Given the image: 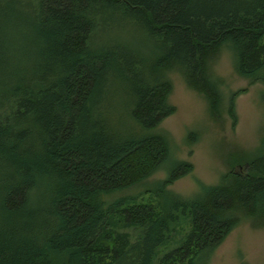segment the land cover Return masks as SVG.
I'll list each match as a JSON object with an SVG mask.
<instances>
[{"label":"trees","instance_id":"1","mask_svg":"<svg viewBox=\"0 0 264 264\" xmlns=\"http://www.w3.org/2000/svg\"><path fill=\"white\" fill-rule=\"evenodd\" d=\"M224 52L264 85V0H0V264H209L242 222L264 229V143L169 189L193 169L167 165L169 75L235 125Z\"/></svg>","mask_w":264,"mask_h":264},{"label":"rangeland","instance_id":"2","mask_svg":"<svg viewBox=\"0 0 264 264\" xmlns=\"http://www.w3.org/2000/svg\"><path fill=\"white\" fill-rule=\"evenodd\" d=\"M215 70L225 80V97L229 91L246 89L235 100V125L226 115L221 123L212 121L203 97L188 88L179 73L171 72L169 75L172 82L169 102L175 106V112L161 122L160 128L172 138L171 159L167 165L170 166L176 159L188 160L193 165L191 173L169 186V189L183 196H190L197 190V180L205 184L218 182L220 174L228 168L226 160L232 154L255 155L263 149L264 85H249L239 77L226 52L215 64ZM191 132L195 133L194 138H188ZM163 176L164 171L160 170L150 176L148 181ZM185 229L186 225L183 224L179 233ZM168 248L161 247L159 253ZM209 264H264V229H255L249 223L242 222L231 230L213 252Z\"/></svg>","mask_w":264,"mask_h":264},{"label":"water","instance_id":"3","mask_svg":"<svg viewBox=\"0 0 264 264\" xmlns=\"http://www.w3.org/2000/svg\"><path fill=\"white\" fill-rule=\"evenodd\" d=\"M243 166H246V165H243Z\"/></svg>","mask_w":264,"mask_h":264}]
</instances>
